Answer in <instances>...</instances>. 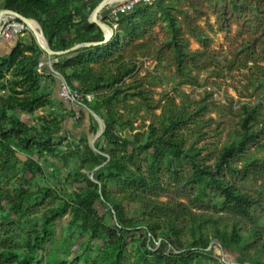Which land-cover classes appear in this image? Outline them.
<instances>
[{"label":"trees","instance_id":"16d2710c","mask_svg":"<svg viewBox=\"0 0 264 264\" xmlns=\"http://www.w3.org/2000/svg\"><path fill=\"white\" fill-rule=\"evenodd\" d=\"M101 1L0 0V8L36 19L61 51L104 40L89 20ZM99 16L114 29L108 41L52 56L84 97L78 123L88 112L97 132L90 110L105 122L99 151L86 134L65 141L75 111L54 98L61 77L31 32L0 56V264H264V154L255 153L264 151V0H149ZM233 25L237 43L224 56L210 32ZM204 71L245 72L253 99L193 97L183 86H200ZM165 77L171 89L156 93ZM42 109L32 124L28 115ZM54 160L71 169L60 187L41 166ZM59 230L87 246L62 253Z\"/></svg>","mask_w":264,"mask_h":264},{"label":"rangeland","instance_id":"374dc122","mask_svg":"<svg viewBox=\"0 0 264 264\" xmlns=\"http://www.w3.org/2000/svg\"><path fill=\"white\" fill-rule=\"evenodd\" d=\"M112 5L104 8L100 12L102 16H106L109 13V11L112 8ZM1 9H4V8H0V10ZM15 19H18V18H15ZM210 21L213 24H216V17L214 15H211ZM204 23H205L204 21H201L202 25H204ZM235 31H236V25H233L232 31H230L229 33H226L223 31H211L210 34L213 36L212 47L222 51L224 56L228 55L229 51L232 50L236 46V43H237L236 40L233 39V36L236 33ZM30 32L31 31L28 28L22 35H16V36L21 37L25 34L24 38L25 37L27 38ZM191 47L198 48L199 43L195 40H192ZM146 64L149 65V63H146ZM159 71L160 73L166 74L168 77H170V75L172 74V69L168 66H163L162 68H160ZM243 73L245 72L234 71L232 73H227L222 78H217L213 76L211 71H204L200 74V81H201L200 86L184 85L183 89L186 92L190 93L195 98H201L205 95L206 92L212 91L213 96L211 99L217 102H220V103H227L230 96H234L236 100L237 99H246V100L253 99V97L248 96L251 94V90H247L244 88L245 77ZM163 81L155 83L154 89L156 93L171 89V86H172L171 79H167L165 77ZM83 107L86 111L88 110V108L85 107V105H82V108ZM80 109H81L80 107L76 106V110H74L75 112L66 117V119L63 122L65 130L62 132V135L67 139L65 140L67 142V141H72V140H78L82 135L86 134L89 137L91 142L94 141L95 147L98 148L99 146L103 145V140L101 136L95 140H94V137L96 133L100 130V124L94 118L97 123L98 128H97L96 133H92L90 131V125L93 122V120L90 119L91 117L89 116L88 112H86V114L84 113L85 116H84L82 123H78L79 120L76 119L75 116L77 112L81 113ZM48 111H49L48 109L38 110L36 111L34 115H28V117L30 118V121L32 124L40 125L41 121L39 117H42V115L48 113ZM217 139L218 137L214 138L212 141H217ZM66 142H63L62 146H65ZM255 153L261 156L264 154V151H257ZM19 154L22 159L24 157L23 160H27V156L25 154H22V153H19ZM47 159L49 161L51 160L49 157H47ZM41 166H42L44 173L47 175L48 181L52 184H57L59 187L61 186L60 182L64 181L66 175L71 170L70 167H65L62 161L60 160H54V163L47 162V164L45 162H41ZM27 175L28 177H31L30 172H28ZM6 178H7V174L0 173V185H2L6 181ZM38 181L41 182V179L39 176H38ZM69 219H70V216L68 215L65 216L62 222V227H64L67 224ZM106 220L108 223H110L109 216H106ZM262 222L264 223V218ZM58 237L62 243V248H61L62 253L72 252L71 254L77 255V254H80L83 251V249L87 246L86 245L87 239L85 237H81L79 234H74L72 232L64 233L62 230H59ZM147 237H149L148 234L143 235V238H147ZM156 241H157V244L160 243V239ZM129 250L133 253L134 255L133 258L135 259L136 251L133 248V246H130ZM216 251H217V254H222V252L219 249H217Z\"/></svg>","mask_w":264,"mask_h":264},{"label":"water","instance_id":"95a60500","mask_svg":"<svg viewBox=\"0 0 264 264\" xmlns=\"http://www.w3.org/2000/svg\"><path fill=\"white\" fill-rule=\"evenodd\" d=\"M123 0H102L92 11L89 20L91 22H95L97 23L104 31L105 33V38L103 41H91V42H82V43H77L75 45H73L72 47L66 49V50H61V51H54L45 35L42 29V26L40 25V23L33 18H28L23 16L22 14L18 13L17 11L11 10V9H1L0 10V23L4 20H6L7 18H18L20 20H22L23 22H25L30 31L33 33V35L35 36L38 44L40 45V47L47 53V55L51 58L53 55H62L68 52H71L73 50H76L80 47L83 46H91V45H96V44H100L102 42H106L108 41L114 34V29L113 27L107 23L106 21L102 20L99 17V13L106 7L116 3V2H120ZM51 68H53V66H51ZM57 74H59L57 71H55ZM60 75V74H59ZM90 113L92 114V116L99 122L100 124V130L96 133L94 140L97 139L98 137H100L104 131H105V122L104 120L94 111L90 110ZM91 145L94 149H96L97 151H99V149L97 147H95L94 145V141L91 142ZM20 156V155H19ZM21 157V156H20ZM24 159V157H23ZM93 179V176H90Z\"/></svg>","mask_w":264,"mask_h":264},{"label":"built area","instance_id":"2783aa9c","mask_svg":"<svg viewBox=\"0 0 264 264\" xmlns=\"http://www.w3.org/2000/svg\"><path fill=\"white\" fill-rule=\"evenodd\" d=\"M139 1H149V0H124V1L116 2L112 5V8L109 11V13L111 16L114 17L126 13L130 11ZM28 28H29L28 25L22 20L15 18H8L0 24V38H9L14 35H22ZM56 62L57 59H53V61L49 60L47 65L51 67ZM42 65L43 63H40V66ZM60 95L64 100L70 103H75L78 107H82V105H84L83 104L84 97L78 93L71 91L67 82L62 77L60 84ZM85 98L88 101H91L93 99V95L91 94L86 95ZM78 117H80V113L77 112L75 118Z\"/></svg>","mask_w":264,"mask_h":264},{"label":"crops","instance_id":"0c3cea01","mask_svg":"<svg viewBox=\"0 0 264 264\" xmlns=\"http://www.w3.org/2000/svg\"><path fill=\"white\" fill-rule=\"evenodd\" d=\"M100 14V13H99ZM100 17V16H99ZM32 33V32H31ZM33 34V33H32ZM25 36V34L23 35V36H21V37H24ZM19 39V37L18 36H16V35H14V36H12V37H9V38H0V56H2V55H6V54H8V53H10L11 52V50L14 48V46L16 45V43H17V40ZM49 60H52L53 61V59H52V57L50 58L49 56H47V63H48V61ZM50 67V66H49ZM50 69L52 70V71H54L55 72V70H54V67L53 68H51L50 67ZM56 73V72H55ZM57 74V73H56ZM59 90H60V87H58V85L54 88V91H53V96H54V98L56 99V100H59V101H62V100H64L61 96H60V92H59ZM65 104L67 105L66 106V108H68V109H73V110H76V104L75 103H69V102H67L66 100H65ZM58 107H55L54 109H57ZM84 108V107H83Z\"/></svg>","mask_w":264,"mask_h":264}]
</instances>
